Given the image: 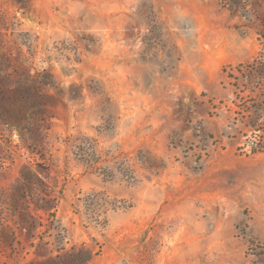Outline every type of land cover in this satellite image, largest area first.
I'll return each instance as SVG.
<instances>
[{"label": "rangeland", "instance_id": "374dc122", "mask_svg": "<svg viewBox=\"0 0 264 264\" xmlns=\"http://www.w3.org/2000/svg\"><path fill=\"white\" fill-rule=\"evenodd\" d=\"M0 76V264H264V0H0Z\"/></svg>", "mask_w": 264, "mask_h": 264}, {"label": "trees", "instance_id": "16d2710c", "mask_svg": "<svg viewBox=\"0 0 264 264\" xmlns=\"http://www.w3.org/2000/svg\"><path fill=\"white\" fill-rule=\"evenodd\" d=\"M4 80H5V78L2 77V76H0V89L2 90L3 93H8V92L11 91V88H9V85L8 84H5L4 83ZM93 164L95 165L96 163H93Z\"/></svg>", "mask_w": 264, "mask_h": 264}]
</instances>
